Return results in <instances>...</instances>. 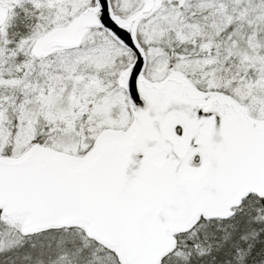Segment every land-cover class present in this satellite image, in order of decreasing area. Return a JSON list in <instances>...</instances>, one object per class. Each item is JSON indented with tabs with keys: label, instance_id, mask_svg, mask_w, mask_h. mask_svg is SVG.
I'll return each mask as SVG.
<instances>
[{
	"label": "snow or ice",
	"instance_id": "obj_1",
	"mask_svg": "<svg viewBox=\"0 0 264 264\" xmlns=\"http://www.w3.org/2000/svg\"><path fill=\"white\" fill-rule=\"evenodd\" d=\"M0 264H264V0H0Z\"/></svg>",
	"mask_w": 264,
	"mask_h": 264
}]
</instances>
